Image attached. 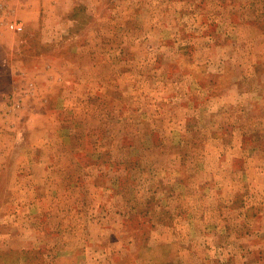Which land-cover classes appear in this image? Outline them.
<instances>
[{
	"label": "rangeland",
	"instance_id": "1",
	"mask_svg": "<svg viewBox=\"0 0 264 264\" xmlns=\"http://www.w3.org/2000/svg\"><path fill=\"white\" fill-rule=\"evenodd\" d=\"M0 29V264H264L230 163L264 157V0H0Z\"/></svg>",
	"mask_w": 264,
	"mask_h": 264
},
{
	"label": "crops",
	"instance_id": "2",
	"mask_svg": "<svg viewBox=\"0 0 264 264\" xmlns=\"http://www.w3.org/2000/svg\"><path fill=\"white\" fill-rule=\"evenodd\" d=\"M6 32H8L7 30H4V29H0V51H3L5 50V48H10L12 50H14V46L15 44H12V42H14V35H9L8 37L5 36L7 39H5L4 37V34H6ZM18 34V33H17ZM9 39V40H8ZM10 40H13L12 42ZM9 49V50H10ZM244 151H245V146H244V142L243 141H239V142H231V173L235 171V166L237 164V162L240 160V159H244V169L240 170V168H238L237 170H239V173H241V175H243V181H244V184L245 185L247 182L246 181V177L247 176H250V179L248 180H251V183H247L246 186L244 188H247V189H252L251 186L252 184H258L257 185V188L258 189H262V190H259L261 192H264L263 190V187H264V157H251V158H246L244 155ZM245 157V158H244ZM253 178H259V180L257 179V182H253ZM238 180V179H237ZM255 188V189H257ZM253 190L251 192L247 191L245 192V195H248L250 197L248 198H252L251 196L253 195ZM256 195L255 197L256 198H260L262 201H264V197L261 196L260 193L255 194ZM234 199V198H233ZM257 208L259 209L260 211V215H263L264 216V203L263 204H258ZM252 209V206L251 204L250 205H247L245 206L244 202L241 203L240 205V209L239 212L240 213H243L244 216L247 215L248 212H250ZM260 223L257 224V227L261 230L260 232V238L264 237V233H263V230H264V217H263V220H259ZM255 222V221H254ZM251 224H252V221H244L243 222V225H242V228L245 230L246 228L247 229H250L251 228ZM245 236H249L247 234H245Z\"/></svg>",
	"mask_w": 264,
	"mask_h": 264
}]
</instances>
